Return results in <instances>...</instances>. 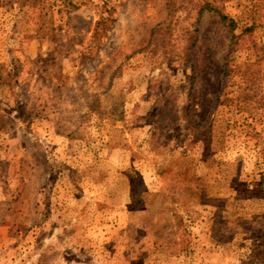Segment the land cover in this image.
Wrapping results in <instances>:
<instances>
[{
  "label": "rangeland",
  "instance_id": "374dc122",
  "mask_svg": "<svg viewBox=\"0 0 264 264\" xmlns=\"http://www.w3.org/2000/svg\"><path fill=\"white\" fill-rule=\"evenodd\" d=\"M0 264H264V0H0Z\"/></svg>",
  "mask_w": 264,
  "mask_h": 264
},
{
  "label": "trees",
  "instance_id": "16d2710c",
  "mask_svg": "<svg viewBox=\"0 0 264 264\" xmlns=\"http://www.w3.org/2000/svg\"><path fill=\"white\" fill-rule=\"evenodd\" d=\"M207 10H213L216 12V14L218 15V17L220 18V20L222 21V23L228 28V30L230 31V34L232 36L233 39L237 38L234 35V31L236 28V24L235 22L229 18L227 15H225L221 9L219 7H214L212 5H210V3H206L204 5H202L200 7L199 10V15L202 16V14L207 11ZM170 23L171 21H167V23L164 25L165 27V34L167 35L168 30H170ZM161 27H157L154 29V31L152 32V35L154 36V38L159 35V33H161ZM198 39V29L196 28L195 31L193 33H191L189 35V42H190V47L187 48L183 55H182V60L184 61V63L186 64V66H188L190 69H192V71H195V65H194V60H193V56L191 54V50L195 47L196 45V41ZM163 44H164V40H163Z\"/></svg>",
  "mask_w": 264,
  "mask_h": 264
}]
</instances>
